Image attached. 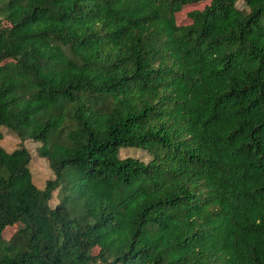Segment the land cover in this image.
<instances>
[{"label":"trees","instance_id":"trees-1","mask_svg":"<svg viewBox=\"0 0 264 264\" xmlns=\"http://www.w3.org/2000/svg\"><path fill=\"white\" fill-rule=\"evenodd\" d=\"M199 1L0 0V126L53 174L0 146V264H264V0Z\"/></svg>","mask_w":264,"mask_h":264},{"label":"rangeland","instance_id":"rangeland-1","mask_svg":"<svg viewBox=\"0 0 264 264\" xmlns=\"http://www.w3.org/2000/svg\"><path fill=\"white\" fill-rule=\"evenodd\" d=\"M205 2H207V0L193 2L189 5L183 6L182 10L176 13V21L177 22L185 21L186 20L185 12L187 10L191 8H199ZM236 5L241 8H246L240 0L236 2ZM20 142H22V144L28 149L30 154L28 167L31 173V180L36 186L42 187L44 185L45 179L52 177L53 174L48 166V162L46 158L39 156L36 152L38 141H33L29 138L20 141V139L17 136H15L12 132H10L8 129H6L3 126H0V146H2L5 150H11L15 146H17ZM119 153L121 156L135 155L141 157L144 160L148 158V154L145 151L135 147H123L120 149ZM57 196H58V188H55L52 190L51 196L47 201L49 206H53L57 202L58 200ZM16 225L17 224L15 223L6 226L2 232L3 236L7 238L12 233Z\"/></svg>","mask_w":264,"mask_h":264}]
</instances>
